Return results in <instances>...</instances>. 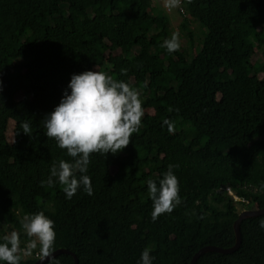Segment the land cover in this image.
I'll return each instance as SVG.
<instances>
[{
	"label": "trees",
	"instance_id": "obj_1",
	"mask_svg": "<svg viewBox=\"0 0 264 264\" xmlns=\"http://www.w3.org/2000/svg\"><path fill=\"white\" fill-rule=\"evenodd\" d=\"M180 5L189 43L169 53L170 18L157 0H0V238L17 231L26 247L21 221L43 211L55 250L72 252L58 264H137L145 247L154 264H191L205 246H235L240 213L264 208V0ZM87 70L135 88L144 116L120 152L90 154L93 194L66 199L62 185L41 183L72 160L43 118L71 74ZM169 164L181 203L153 221L147 181ZM261 220L245 217L237 249L204 252L196 264H264Z\"/></svg>",
	"mask_w": 264,
	"mask_h": 264
},
{
	"label": "clouds",
	"instance_id": "obj_2",
	"mask_svg": "<svg viewBox=\"0 0 264 264\" xmlns=\"http://www.w3.org/2000/svg\"><path fill=\"white\" fill-rule=\"evenodd\" d=\"M180 2L182 0H165V6L173 9ZM162 47L169 53L179 51V33L173 32L171 38L163 41ZM142 104L143 100L135 88L123 80H114L105 72L87 70L71 74L58 105L44 116L43 122L45 135L54 138L59 148L66 149L72 160L54 163L46 181H41L42 185H62L66 199H71L78 190L92 195L91 177L88 175L90 154H117L128 146L132 134L141 125L144 116ZM164 123L171 129L169 121ZM22 129L29 136L31 127L28 122L22 123ZM177 167L169 164L162 178L147 181L153 221L162 213H171L181 203L179 179L174 172ZM54 223L43 211L25 216L21 228L31 238L27 248H21L17 231L4 235L0 238V264H21L23 256L31 255L38 244L37 255L42 264L45 261L47 264H58L54 255ZM259 227L264 229V220L260 221ZM151 251L145 247L137 264H154L155 257Z\"/></svg>",
	"mask_w": 264,
	"mask_h": 264
},
{
	"label": "rangeland",
	"instance_id": "obj_3",
	"mask_svg": "<svg viewBox=\"0 0 264 264\" xmlns=\"http://www.w3.org/2000/svg\"><path fill=\"white\" fill-rule=\"evenodd\" d=\"M157 2L159 3V5L162 6V8L165 10V12L167 13V15L169 16V18H170V27H171L172 32L181 33V28H182L181 27V22H182V19H184L182 17V15L179 14V11L182 13L181 5L179 4L178 7L173 8V9H169V8H167L165 6V0H157ZM191 28L192 29H196L197 28V23H192L191 24ZM187 41L188 40H187L186 36H183V35L180 36V43L181 44H184L185 46H187L188 43H189V41L188 42ZM258 59H261V55H260V52L259 51H258L257 56H256V60H258ZM13 127H14V123L11 122L10 125H9V129L7 131V137H8V139L10 141H12L14 139V137H13ZM226 192H227L228 195H232L233 198H234V200H238V201L239 200H244V199H241L238 196H236L234 194V191L231 190V189L230 190L229 189H226ZM238 208L239 209L241 208L239 204H238ZM11 231H14V230H11ZM27 246H28V244L26 245V247H24L22 249H26ZM37 248H38V245H37ZM28 256H30V255H24L23 257L26 258Z\"/></svg>",
	"mask_w": 264,
	"mask_h": 264
},
{
	"label": "water",
	"instance_id": "obj_4",
	"mask_svg": "<svg viewBox=\"0 0 264 264\" xmlns=\"http://www.w3.org/2000/svg\"><path fill=\"white\" fill-rule=\"evenodd\" d=\"M264 213V208L263 209H258V210H244L240 213L239 218L236 220L235 222V230H236V235H237V241L234 247L230 248V249H222L220 247L217 246H205L202 249H200V251H198L195 256L192 259L191 264H196L197 259L204 253L207 251H211V250H217V251H225V252H232L235 249H237L242 242V233H241V222L242 220L247 217V216H254V215H259ZM72 253L71 251L67 250V249H57L55 250L54 255H58L60 253ZM47 261L43 262L46 263ZM34 264H42V262L40 260L36 261V263ZM74 264H78V258L75 257V263Z\"/></svg>",
	"mask_w": 264,
	"mask_h": 264
},
{
	"label": "built area",
	"instance_id": "obj_5",
	"mask_svg": "<svg viewBox=\"0 0 264 264\" xmlns=\"http://www.w3.org/2000/svg\"><path fill=\"white\" fill-rule=\"evenodd\" d=\"M230 190V189H229Z\"/></svg>",
	"mask_w": 264,
	"mask_h": 264
}]
</instances>
